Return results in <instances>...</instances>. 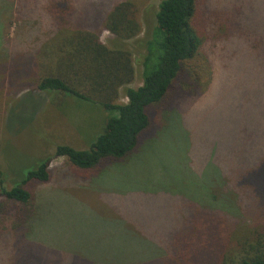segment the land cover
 I'll list each match as a JSON object with an SVG mask.
<instances>
[{
	"label": "trees",
	"instance_id": "trees-1",
	"mask_svg": "<svg viewBox=\"0 0 264 264\" xmlns=\"http://www.w3.org/2000/svg\"><path fill=\"white\" fill-rule=\"evenodd\" d=\"M207 1H160L155 25L144 42L142 83L124 89L125 102H117V97L119 88L133 79L131 55L127 50L104 45L99 33L107 30L123 40L135 37L140 24L134 3L105 0L99 6L90 2L88 12L76 0L41 1V17L49 18V32L36 44L30 39L29 50L12 49L9 58L3 57L0 62V75L1 79L6 75L10 82L11 95L23 88L54 92L114 113L105 118L101 133L89 149L55 146L53 156L65 159V170L75 181L91 182L108 172L111 165L137 155L169 128L180 99L208 88L216 72L221 75V71H215L216 52L219 57L225 52L229 59L238 60L232 67H224L237 81L228 87L239 89L231 93L234 95L225 107L248 97L262 99L264 127V18L262 24L253 20V0L244 3L248 14L238 6L235 11L210 9ZM1 6L2 13L9 7L16 6L18 12L23 8L21 0H0ZM99 12L102 17L97 23ZM248 49L256 59H262V74L240 79V54ZM248 82L253 87L240 97L238 93ZM259 154L254 161L226 164L211 157L199 168L192 167L189 156L194 180L208 186L201 192L194 185L198 197L172 187V191H183L187 197L181 224L170 231L162 245L163 255L146 264H264V129ZM48 160H41L10 188L0 178V264H116L70 261L61 249L43 251L45 248L36 243L34 234L42 208L34 189L52 179ZM156 170L161 169L158 166ZM210 186L221 187L219 195L209 194ZM7 215L11 217L9 222ZM248 217L251 220L246 223Z\"/></svg>",
	"mask_w": 264,
	"mask_h": 264
},
{
	"label": "rangeland",
	"instance_id": "rangeland-1",
	"mask_svg": "<svg viewBox=\"0 0 264 264\" xmlns=\"http://www.w3.org/2000/svg\"><path fill=\"white\" fill-rule=\"evenodd\" d=\"M21 1L20 12L16 6L0 12V62L3 57L9 58L12 49L29 50L32 48L30 39L36 44L47 35L50 20L41 17L43 0ZM101 1L105 3V0H76V3L89 12L90 2L100 6ZM131 1L136 6V19L140 24V32L135 37L123 40L107 30L98 32L104 45L127 50L131 55L134 76L130 83L119 88L117 102L126 101V87L136 88L142 83L144 42L155 25V13L161 0ZM248 1L252 0H208L207 3L210 9L235 11L238 6L247 11L244 3ZM253 1L256 17L252 18L262 24L264 0ZM99 17H102L101 12L95 20ZM247 51L240 54L243 74L240 79H248L249 74H262V59L252 56L250 49ZM222 54L224 56L219 54V57L216 52L215 59V71L218 69L221 75L216 72L208 88L180 99L174 110L176 118L169 128L158 133L137 155L111 165L108 172L85 183L75 181L67 173L65 159L53 156L54 148L67 144L89 149L101 133L105 118L114 113L98 104L54 92L23 88L11 95L10 82L6 75L2 79L0 75V178L3 185L10 188L20 182L29 169L48 158L53 172L49 183L34 189L42 208L34 239L45 248L43 251L61 249L64 258L78 263L88 260L149 263L163 255L162 245L173 227L180 226L185 212L183 202L187 197L182 194L185 192L172 191V187L186 189L185 194L196 196L194 185H198L200 191L208 186L200 179L194 180L192 172L195 170L189 168V156L193 168H199L211 157L221 164L257 159L264 129L262 99L248 97L225 107L234 95L231 93L239 89L228 87L236 85L237 81L224 67H232L238 60L229 59L225 52ZM250 82L246 83V88H241L244 91L238 93L240 97L249 93L248 89L253 87ZM158 166L161 170H156ZM219 189V186H210L209 194L219 195ZM5 219L9 222L11 217L7 215ZM250 220L248 217L245 222Z\"/></svg>",
	"mask_w": 264,
	"mask_h": 264
}]
</instances>
